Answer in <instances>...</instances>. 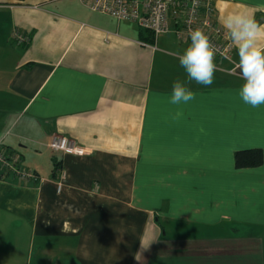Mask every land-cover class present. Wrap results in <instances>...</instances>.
<instances>
[{"label":"crops","instance_id":"0c3cea01","mask_svg":"<svg viewBox=\"0 0 264 264\" xmlns=\"http://www.w3.org/2000/svg\"><path fill=\"white\" fill-rule=\"evenodd\" d=\"M215 8L264 24V0ZM188 44L80 0H0V141L36 175L0 172V264H264V105L237 95L234 48L174 119Z\"/></svg>","mask_w":264,"mask_h":264},{"label":"built area","instance_id":"2783aa9c","mask_svg":"<svg viewBox=\"0 0 264 264\" xmlns=\"http://www.w3.org/2000/svg\"><path fill=\"white\" fill-rule=\"evenodd\" d=\"M94 12L110 15L119 20H132L142 29L154 35L174 32L177 38L190 43L189 33L196 28L208 35L215 48L216 57L230 59L234 46L229 36L217 22V0H80ZM13 40L18 45L30 42V37L15 31ZM54 152L83 154L84 148L74 139L64 135H54L49 144ZM0 172L15 175L29 182L36 179L33 171L22 165L21 154L8 148L0 141Z\"/></svg>","mask_w":264,"mask_h":264},{"label":"clouds","instance_id":"9594fccd","mask_svg":"<svg viewBox=\"0 0 264 264\" xmlns=\"http://www.w3.org/2000/svg\"><path fill=\"white\" fill-rule=\"evenodd\" d=\"M223 28L235 47L239 77L242 80L237 95L240 100L252 107L264 105V24L258 23L253 15L246 12L229 13L224 16ZM190 43L176 58L186 73V80L172 83L168 95L169 104L176 106L174 119L183 115L181 105L193 101L196 93L189 85L195 82L210 87L215 79L216 52L206 33L196 28L189 33Z\"/></svg>","mask_w":264,"mask_h":264},{"label":"trees","instance_id":"16d2710c","mask_svg":"<svg viewBox=\"0 0 264 264\" xmlns=\"http://www.w3.org/2000/svg\"><path fill=\"white\" fill-rule=\"evenodd\" d=\"M262 160L263 154L260 150L240 151L236 155V165L239 168L258 166Z\"/></svg>","mask_w":264,"mask_h":264}]
</instances>
